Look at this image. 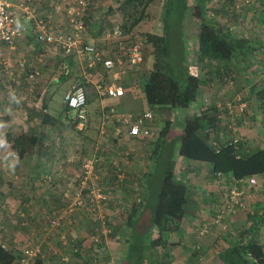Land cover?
Here are the masks:
<instances>
[{
	"label": "crops",
	"instance_id": "0c3cea01",
	"mask_svg": "<svg viewBox=\"0 0 264 264\" xmlns=\"http://www.w3.org/2000/svg\"><path fill=\"white\" fill-rule=\"evenodd\" d=\"M57 1L37 0L34 5L35 13L50 24L69 31L68 11ZM100 1H103L102 6ZM107 1L113 2L117 9L114 16L117 17L111 18L112 13H105L109 6ZM118 1L93 0L86 15L90 16L91 11L93 13L91 24L88 25L87 41L106 48V55L114 57L116 51L104 43L102 35L100 36L104 24H100L102 21L99 18L106 17L107 21L115 24L107 28L105 26V32L121 25ZM205 2L210 17L236 36L249 40L255 51L245 59L240 56L231 61L229 70H233L236 76V86L228 88L222 80L216 79L211 87L205 86L200 95L203 97L213 91L216 97L231 100L237 93H252L258 83L259 89L264 88V0ZM161 14L162 12L158 13V19L148 23L149 25L146 21L138 25L134 29L135 35L143 38L139 31L160 28ZM191 20L193 22L190 16L182 19L184 28L188 27L189 32L196 29L193 24L188 23ZM184 28L182 31L186 32ZM1 45L11 62L13 74L6 70L0 72V245L18 257L14 264L22 257L24 250L31 247L39 249L36 261L41 259L44 264H70L69 256L80 257L87 253L83 252L87 250L79 243L81 232L71 226H77V218L84 219L87 211L76 212L75 209L74 214L64 217L61 225L51 224L53 219L63 216L68 206L79 205L80 188L71 181L79 183L82 171H72L71 166L63 169L61 161L66 160V148L63 147L65 143L94 146V153L81 161L83 165L86 160H90L94 166V175L88 180L89 189L83 191V207L87 208L91 206L88 205L93 196L91 189L97 187L108 196L110 183L114 184L112 188L119 186L118 191L122 193H113L111 198H119L125 203L127 199H131V204H134L135 199L145 202L148 185L143 188V181L150 180L152 183L153 171H158L161 165L163 168L170 160L174 163L175 174L189 187L190 204L189 214L178 230L168 236L169 244H174L171 247V264H220L216 258L220 250L230 245L238 231L253 225L259 228L258 238L264 246V175L256 176V183L252 185L249 178L236 180L228 174L214 175L211 164L181 156L179 138L186 117L184 111H180L172 122L167 119L158 122L155 118L161 114L151 109L154 118L148 121V125L152 134L145 139L130 135L126 127L117 120L116 114L137 115L150 109L144 92H140L135 85L138 68L122 73L115 82L126 87L125 96L101 97L95 84L113 82L112 73L104 71L101 66L89 67L88 61L78 55L65 56L56 45L39 42L35 30L30 28L16 42L14 49L4 43ZM183 55L186 59L187 53L184 52ZM43 56L45 59L40 62L39 59ZM49 61H55L57 65L54 63L50 66ZM148 61L153 62L152 55L148 56ZM22 63H25L24 66ZM205 64L216 63L206 60ZM211 69L213 68L208 67V70ZM35 70L39 71V75L30 79V74ZM86 74L93 75L91 82L86 81ZM76 85L85 86L88 96V120L82 130L78 128L77 112L73 109L67 111L68 105L64 101L66 93ZM59 90L62 92L57 94ZM62 93L64 96L61 98ZM200 106L202 104L196 107ZM260 111L250 108L248 112L251 114L247 117L243 114H230L229 117L228 127L234 136H239L248 145V151L264 147L262 115H256ZM245 113L246 111L244 115ZM233 124L236 130L231 127ZM92 125L95 126L97 135L92 140L88 138L87 142L83 141L81 137L90 134L89 128ZM85 129L87 130L84 131ZM15 130L26 132V140L31 143L23 157H19L11 148V136ZM228 130L224 127L218 131L220 140L232 135ZM69 169L71 171H67ZM127 173L132 178L130 182L128 177H124ZM232 188L242 192L246 208L235 216L226 214L220 222H216V215L226 204ZM107 201L98 204L99 211L91 212L89 218L93 219V215L102 217ZM203 229L207 231L201 234ZM63 234L67 235L68 244L62 242ZM73 241L77 243L78 251H74Z\"/></svg>",
	"mask_w": 264,
	"mask_h": 264
},
{
	"label": "trees",
	"instance_id": "16d2710c",
	"mask_svg": "<svg viewBox=\"0 0 264 264\" xmlns=\"http://www.w3.org/2000/svg\"><path fill=\"white\" fill-rule=\"evenodd\" d=\"M102 2L100 1L101 6ZM108 2L109 6L106 7L105 13H112L111 18L117 17L114 16L117 9L112 4L113 2ZM118 4L121 9L120 27L124 33L131 36L135 35L134 29L138 25H141L144 21L147 25L155 22L158 19V13L162 12L159 21L160 28L154 31H139L143 36L145 48L144 61L135 77V85L141 86L148 107L160 114L165 115L168 113L167 110L173 112L174 109L189 110L194 107L191 112L186 113L184 119L183 131L179 138V154L189 160L211 164V171L214 175L228 174L236 180L264 175V147L248 151L246 149L248 145L243 140L234 143L235 134L228 127L230 117L229 108L227 107L228 98L216 97L213 91L204 94L203 97L200 95L203 88L205 86L211 87L216 79L222 80L224 86L228 88L234 87L236 76L233 74V70H229L231 61L233 58L240 56L245 59L253 53L255 48L252 43L245 38L236 36L231 30L224 28L222 24L210 17L206 11L205 0H193V4L190 5L193 22L191 20L188 23L193 24L196 29L189 32L188 27H186V32H184L187 38L186 43H188L184 47V52L189 56L188 59H183L182 64H173L171 62L172 47L168 30L169 23L166 19L169 10L167 1L119 0ZM90 6L92 4L89 5V8ZM92 14L91 11L90 16L85 18L87 32L88 25L91 24V19H93ZM99 19L102 21L100 24H104L106 28L115 25L114 22L107 21L106 17ZM103 28L100 36L105 32L106 28ZM108 45L113 51L118 48L115 41H108ZM149 55L153 56L152 63L148 61ZM206 60L209 62L214 61L216 64H205ZM208 67L213 69L208 70ZM189 68H195L199 73L197 70L187 72ZM101 69L106 70L103 66H101ZM258 85L259 83L252 89V93H241L243 101L247 103V110L245 115L243 113V116L247 117L251 114L248 112L250 108L253 110L260 109L261 111L256 112V115L261 113V124L264 128V88L259 89ZM199 98H202L203 103H201L202 106L197 108L192 104ZM219 103H222L225 108H220ZM66 109L67 111L72 110L68 106ZM224 127L229 129L232 135H229L225 140H220L218 131ZM221 135L220 133V138ZM231 136L232 139H230ZM26 139V132L13 131L11 148L19 157H23L25 152L28 151V146L31 145ZM161 169H163L162 182L158 191L155 213L151 220V225L158 230L159 237L158 239L143 238L136 256L138 264L145 262L147 259H149V264H171L172 262L162 261V259L158 261L156 250L160 248L159 246L168 243L169 234L177 231L183 219L189 214L190 194L187 183L175 174L174 163L171 160L163 168L162 165L159 166L160 171ZM118 190L119 186L114 188V195L120 193ZM112 194L110 193L109 197ZM111 197L108 199L106 206L108 208H119L115 217L118 216L122 219L125 217L124 220H128V225L133 226L137 217L143 215L144 210L141 207L144 203L142 201L135 199L128 212L124 211L125 204L122 205L119 198ZM106 215L107 225L114 222L113 216L107 212ZM118 224L120 223L116 225ZM258 229L256 225H253L238 231L230 245L220 250L216 257L219 260L218 263L264 264V246L258 238ZM109 232L110 238L117 237L115 231L109 230ZM123 234L124 239L130 243V235L124 232ZM103 241H106V239L101 237V243L99 242L98 245L104 244ZM129 248L132 249L130 244ZM162 253L166 257L170 255L164 253V251ZM17 258L11 251L0 245L1 264H14ZM36 264H44V262L38 259Z\"/></svg>",
	"mask_w": 264,
	"mask_h": 264
},
{
	"label": "built area",
	"instance_id": "2783aa9c",
	"mask_svg": "<svg viewBox=\"0 0 264 264\" xmlns=\"http://www.w3.org/2000/svg\"><path fill=\"white\" fill-rule=\"evenodd\" d=\"M16 1V3H15ZM37 0H0V72L6 70L9 74H13L11 69V62L8 56L5 54L1 43L8 45L11 49L15 48L16 42L23 38L28 30L31 28L36 31V39L46 45H56L63 55H78L81 58L88 61V65L91 68L103 66L106 70L110 71L113 75L114 81L111 83L95 84L96 91L101 97L119 98L126 94V87L115 82L120 79L122 73L128 70L139 69L144 61V39L136 35H127L121 29L120 25L115 26L112 30L106 31L102 35V40L108 45V41H115L118 44V48L114 56H107L106 48H100L97 45L87 41V26L85 16L89 5L93 0H58L57 2L66 7L69 15L70 29H60L55 25L50 24L46 20L38 17L35 13L34 5ZM16 6V8H15ZM44 56L40 57L39 61H44ZM25 63L21 65L24 66ZM117 66L119 68H117ZM137 69V70H138ZM39 75V71L35 70L30 74V79H34ZM87 82H91L93 79L92 74H86ZM136 88L142 92L141 86L136 85ZM135 88V89H136ZM66 104L77 112V118L79 119L78 128L84 129L88 120V96L83 85H76L66 93L64 98ZM220 108H225L222 103H219ZM229 108V114H243L247 110V103L243 101V95L241 93L235 94V96L227 102ZM115 117L121 122L127 129L130 135L139 138H148L151 136L152 131L148 125V121L154 118V112L151 109L145 110L141 114L123 113L116 114ZM231 127L236 130L235 125ZM239 136H235L234 143L240 141ZM93 163L90 160H86L82 165V172L80 173V193H78L79 204L85 202L83 199V191L88 189V180L93 177ZM120 174L119 176L122 178ZM250 184H255V177L249 178ZM93 188V187H92ZM92 197L90 207L94 211L98 209V204L106 203L109 199L104 191L99 188L91 189ZM242 192L236 188L229 190L228 199L223 209L216 215V222H220L226 214L236 215L240 210L246 208V203L241 197ZM77 203V204H78ZM76 204V202L74 203ZM88 207V208H90ZM75 207L68 206L64 210L63 216L58 219L52 220L53 226L61 225V221L66 215H72ZM102 216L101 224L105 225L107 222ZM207 229L201 230V234H204ZM103 233L108 234V229L102 230ZM62 242L68 244L69 240L66 234L62 236ZM96 242H101L99 235L93 237ZM74 242V241H73ZM77 243L74 242V251L79 249L76 247ZM40 253L39 249L26 248L21 255L22 257L17 261V264H36V258ZM1 264V263H0Z\"/></svg>",
	"mask_w": 264,
	"mask_h": 264
},
{
	"label": "rangeland",
	"instance_id": "374dc122",
	"mask_svg": "<svg viewBox=\"0 0 264 264\" xmlns=\"http://www.w3.org/2000/svg\"><path fill=\"white\" fill-rule=\"evenodd\" d=\"M165 1H167V4H168L167 8L169 9L168 15H166V19L169 23L168 30L170 33V40H171V47H172L171 62L173 64H176V63L180 64L185 57V55H183L184 47L188 44L186 43L187 38L184 35V32L182 31L184 26L182 23L183 21L181 20L183 19L184 16L186 17L192 16V14L190 13L191 12L190 5L193 4V0H164V2ZM183 13L185 15H183ZM184 29H186V26ZM188 56L189 55H187V59H188ZM55 61L54 62L49 61V65L51 66L52 64L55 63ZM55 64L57 65V63ZM76 70H77L76 65H74V74H76ZM195 70L197 69L189 68V70L187 69V72L189 71L194 72ZM197 72L199 73L198 70ZM61 92L62 90H59L57 91V94ZM63 96H64V93L60 94L61 98ZM201 103H202V100L197 99L192 105L196 107V106H199ZM193 108H191V110ZM180 111H184V113H187L190 110L174 109L172 112L173 115L171 114V112L167 110L166 111L168 112L166 113L167 115L161 114V115H158L157 118L155 119H157L158 122H160V120L165 121V119L172 122L176 118V115L180 113ZM75 113L76 112H73V114ZM89 130H90L89 132L90 134L88 136L81 137L83 141L87 142L88 138L92 140L97 135V131L94 125H92V128L90 127ZM63 147L66 148L64 149V151H66V156H65L66 160L61 161L64 170H65V166H68V167L71 166L72 171H82L81 161L89 157L90 154L94 153V146H87L86 143L81 144V145H78V144L76 145L75 143H65ZM67 171H71V170L69 169ZM153 174L154 175L152 176V183L150 180L141 179V180H144L142 183L143 188L144 186L148 185V191L145 193V195L147 196V199L145 202H143L144 203L143 215L142 216L140 215L137 217L133 226H130L127 224L128 220L126 219L124 220L125 217L123 219L118 216L115 217L116 214L118 213L119 208L118 209L108 208L105 205V212L103 213V217H105L104 219L105 220L107 219V215H106V212H107L108 214L113 216L112 219L114 222L110 223L109 225H107V223L105 225H102L100 223L102 217L97 218L95 217V215H93V219L89 218V215L92 214L91 212H98L99 209L94 211L93 208L91 207L87 208L86 206L83 207L81 204L75 207L76 212H80V211L88 212L86 217H84V219H81L80 217L77 218V226H75L74 224L71 225V226H74L76 230H79L81 232L79 233V235L81 236L79 243H80V246H82L84 249L87 250L83 252H87V253L86 255L80 256V257H76L75 255L69 256L70 264H138V260L136 256L138 255V249L141 243L143 242V238L150 237V239H158L159 237V232L157 229L153 228V226L151 225V220L153 219V216L155 213V205H156V200L158 197V191H159V188L162 182L163 172L158 170V171H153ZM124 177L125 178L128 177V182L132 180V178L128 175V173L127 175L125 174ZM73 178L74 177H72V179ZM70 180L68 181V184L70 183ZM138 181L139 179L136 182ZM71 182H73L74 184H77L79 187L80 181L79 183L76 181H71ZM113 185L114 184L110 183L109 194L114 193V188L111 187ZM139 189L141 190V187H139ZM120 194L122 195V193ZM131 201H132L131 199H127L126 203L122 202V205L125 204V207L123 208L124 211L126 210L129 212V209L133 206V204H131ZM107 204H108V201H107ZM75 209H74V212H75ZM80 219L83 221H81ZM117 223H120V224L116 225ZM106 229H108V232L109 230L112 232L115 231L117 237H114L112 239L110 238V235L108 234L105 236L102 230H106ZM123 232L125 234L128 233L130 235V243L124 239ZM98 235H99V239L101 237H104L106 239V241H103L104 244H102L101 246L98 245L99 242H96L93 240V237L94 236L97 237ZM129 244L131 245V248H132L131 250L129 248ZM87 246H90L91 248L89 249L87 248ZM172 246H174V244H169V241H168V243L159 246L160 248H157L156 255L158 257V261H160L161 259L162 261H170V259L172 260V254H171ZM162 251L170 255L166 257L163 255ZM148 260L149 259H147L145 262H142L141 264H149Z\"/></svg>",
	"mask_w": 264,
	"mask_h": 264
}]
</instances>
